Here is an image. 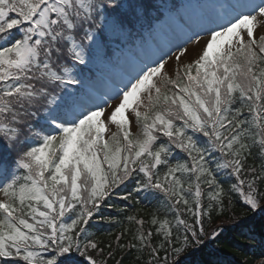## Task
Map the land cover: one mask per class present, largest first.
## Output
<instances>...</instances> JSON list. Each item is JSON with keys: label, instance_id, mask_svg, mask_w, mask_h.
<instances>
[{"label": "snow or ice", "instance_id": "obj_1", "mask_svg": "<svg viewBox=\"0 0 264 264\" xmlns=\"http://www.w3.org/2000/svg\"><path fill=\"white\" fill-rule=\"evenodd\" d=\"M149 7L0 0V264H217L206 223L259 214L264 233V0H215L107 91H80ZM120 193L160 204L104 242L90 221Z\"/></svg>", "mask_w": 264, "mask_h": 264}, {"label": "trees", "instance_id": "obj_2", "mask_svg": "<svg viewBox=\"0 0 264 264\" xmlns=\"http://www.w3.org/2000/svg\"><path fill=\"white\" fill-rule=\"evenodd\" d=\"M138 2L150 6L147 9L145 26L158 19H162L164 11H169L173 14L177 13L182 9L187 0H138ZM143 27L134 28L132 34L125 38L106 42L110 57L119 59L121 55L113 45L114 42H122L124 46L130 49V44L136 46L138 43L144 41ZM84 78L94 79L95 77L90 69H85ZM73 87L69 86V90ZM222 179L224 178L222 177ZM127 190H131V187ZM122 194L112 196L110 202L115 207L104 206L102 208V214L106 217H111V220L100 221L98 218H94L90 221V231L94 232L104 242H114V237L124 228H132L134 230L137 227L134 222L130 223L127 220L129 215L144 216L147 218V215L155 211L160 204L159 201L150 197L146 199L144 193L136 197L138 203L133 200L121 199ZM260 224L261 218L259 214L252 221H249L246 227L240 230L233 227V222L228 215L220 219L214 218L212 223H206L205 227L207 229L219 225L218 231L221 233V236L220 239L213 240L206 251L215 253L213 259L217 261V264H261V261L264 260V233L261 231ZM240 231L248 233V235L242 236L240 235ZM128 238L126 236L124 239L126 240ZM137 255L138 253L134 250L126 253L123 257L122 264H139L135 259ZM120 259L121 254L117 252L115 258L110 260L109 264H116V260Z\"/></svg>", "mask_w": 264, "mask_h": 264}, {"label": "rangeland", "instance_id": "obj_3", "mask_svg": "<svg viewBox=\"0 0 264 264\" xmlns=\"http://www.w3.org/2000/svg\"><path fill=\"white\" fill-rule=\"evenodd\" d=\"M193 2H189L187 5V12L185 14L182 13V15L179 14V16H176L174 18L171 17L168 24L164 26L163 29H160V25L157 24L155 29H158L157 31V37L152 39L151 42L153 43L152 46H158V47H165L170 41L175 42L177 38H179L183 30L185 29L186 25L188 23H191V19H195V17L203 12L210 10L207 6L212 5L215 3V0L210 1H200V0H191ZM170 17V16H169ZM161 33H160V31ZM175 31H180L179 33H176ZM150 49L145 48L144 45H141L137 50L135 51H128L123 55L124 61L121 63H112L111 69H106V71L103 72V75L109 80V85L111 83H115L119 78V73L122 70V68L127 67L130 65L133 61L138 60L141 58V56L148 52ZM190 55H195V52L192 51L189 53ZM86 89L85 93L88 91V89H92L95 92L102 93L108 90V86L101 83L99 80H87L86 84L84 86Z\"/></svg>", "mask_w": 264, "mask_h": 264}]
</instances>
